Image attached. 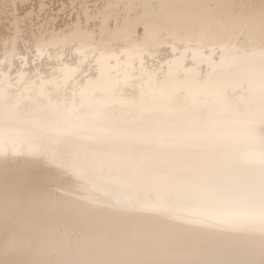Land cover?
<instances>
[{
  "label": "bare ground",
  "instance_id": "bare-ground-1",
  "mask_svg": "<svg viewBox=\"0 0 264 264\" xmlns=\"http://www.w3.org/2000/svg\"><path fill=\"white\" fill-rule=\"evenodd\" d=\"M0 113L4 264L264 262L259 226L186 223L264 216V0H0ZM51 146L234 194L118 201Z\"/></svg>",
  "mask_w": 264,
  "mask_h": 264
},
{
  "label": "snow or ice",
  "instance_id": "snow-or-ice-1",
  "mask_svg": "<svg viewBox=\"0 0 264 264\" xmlns=\"http://www.w3.org/2000/svg\"><path fill=\"white\" fill-rule=\"evenodd\" d=\"M199 102V98L197 100ZM13 108L15 102H11ZM3 113H0L2 115ZM10 114H15L13 111ZM29 158L37 163L55 170L62 176L81 178L89 173L98 176L96 190L105 195H112L118 201H131L143 196L145 193L155 194L164 199L170 197L200 196L205 199L214 200L224 196L232 195L220 182L200 181L194 183H177L175 181L154 177L142 173L138 169L120 163L113 158L102 156H80L68 155L51 146L42 151H33ZM260 202L264 205V188L260 192ZM189 219L192 222L202 221L200 224L234 231L238 235H254L257 226L260 228L259 240L264 246V216L259 218L242 216L238 214L216 215L212 218L201 215L200 213H190ZM180 222L184 220L177 219ZM0 264H4L0 260ZM264 264V262H262Z\"/></svg>",
  "mask_w": 264,
  "mask_h": 264
}]
</instances>
